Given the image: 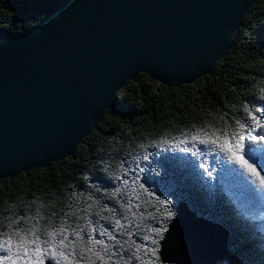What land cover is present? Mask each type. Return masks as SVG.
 <instances>
[{"label":"trees","instance_id":"16d2710c","mask_svg":"<svg viewBox=\"0 0 264 264\" xmlns=\"http://www.w3.org/2000/svg\"><path fill=\"white\" fill-rule=\"evenodd\" d=\"M59 2L0 0V33ZM233 37L209 75L179 88L139 75L69 158L1 180L0 264H162L179 203L224 227L242 264H264V144L248 138L264 135V0Z\"/></svg>","mask_w":264,"mask_h":264},{"label":"water","instance_id":"95a60500","mask_svg":"<svg viewBox=\"0 0 264 264\" xmlns=\"http://www.w3.org/2000/svg\"><path fill=\"white\" fill-rule=\"evenodd\" d=\"M257 1L60 0L26 33L1 32L0 181L69 158L139 75L166 88L209 75ZM227 233L179 203L159 259L242 264Z\"/></svg>","mask_w":264,"mask_h":264},{"label":"snow or ice","instance_id":"6c2138e0","mask_svg":"<svg viewBox=\"0 0 264 264\" xmlns=\"http://www.w3.org/2000/svg\"><path fill=\"white\" fill-rule=\"evenodd\" d=\"M248 138L251 141L252 144H256L257 142H260L261 144H264V135H252L251 133L248 134ZM239 139L242 141L245 139L244 136H240ZM243 145H237L236 147H242ZM250 148V147H249ZM242 159V158H241ZM246 166L251 169L252 172H256V168L253 167L251 164H247V162H244ZM259 175V173H256ZM261 184H264V179L261 180ZM171 215V213H169ZM4 259H11L10 256L5 255Z\"/></svg>","mask_w":264,"mask_h":264}]
</instances>
